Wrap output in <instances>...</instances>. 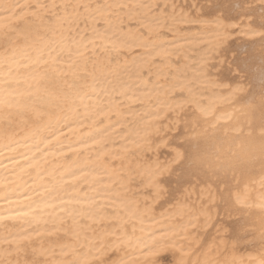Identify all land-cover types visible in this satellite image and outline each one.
I'll return each instance as SVG.
<instances>
[{
  "label": "snow or ice",
  "instance_id": "1",
  "mask_svg": "<svg viewBox=\"0 0 264 264\" xmlns=\"http://www.w3.org/2000/svg\"><path fill=\"white\" fill-rule=\"evenodd\" d=\"M245 3L0 0V264H89L96 248L111 254L92 264H126L129 247L139 251L143 264H190L182 241L201 216L210 219L205 204H181L186 223L162 228L147 239L129 236L128 221L142 223L151 213L132 191L136 177H145L158 195L173 197L181 193L185 177H203L200 199L206 192L209 200L234 207L245 204L247 193L233 198L227 176L200 169L191 137L183 131L167 142L170 159L157 158L139 171L126 168L123 159L130 146L151 149L160 131L154 121L161 97L184 88L187 77L179 61L189 36L210 29L218 43L229 27L235 31L243 26L241 17L255 16V9L243 11ZM259 7L264 9V0ZM251 25L264 30V11ZM133 49L136 55L121 59ZM173 56L175 74L170 83H161L160 73L153 71L159 68L156 61ZM201 63L207 65V58ZM116 160L122 161L120 166ZM68 220L65 235L73 241L61 239L54 246L41 241L37 246L33 237L43 234L41 225L63 228ZM106 221L116 222L108 230L111 239L92 243L93 225ZM247 243L256 255L224 264H264V232ZM57 249L64 259L52 258Z\"/></svg>",
  "mask_w": 264,
  "mask_h": 264
},
{
  "label": "bare ground",
  "instance_id": "2",
  "mask_svg": "<svg viewBox=\"0 0 264 264\" xmlns=\"http://www.w3.org/2000/svg\"><path fill=\"white\" fill-rule=\"evenodd\" d=\"M257 1L261 3V0ZM19 2L24 3L26 0ZM29 2L48 3L50 0ZM87 2L95 4L103 3L105 0ZM160 2L163 3V0ZM245 7L249 8L248 5ZM231 14L235 17L236 11H232ZM241 19H244L243 26L235 30L242 35L241 37L264 40V30L252 26L245 18ZM191 31L196 32L197 29L192 28ZM90 32L91 28L89 34ZM204 32V35L189 36L191 42L186 43L180 52L179 62L184 67L187 79L182 90L177 89L161 97L162 103L156 109L159 111V118L154 121L160 131L153 136L151 149L145 152L130 146L123 163L126 168L139 171L154 163L157 158L161 162L170 159L168 154L172 152V147H169L167 142L177 138L178 133L183 131L191 137L190 144L194 150L196 165L209 174L227 176L233 190V198L236 193L246 192V202L240 207L224 205L223 201L217 204L214 200L208 199L206 192L200 199L201 191L205 187L201 183L203 177H185L186 182L181 190L183 194L177 193L173 197L168 192L158 195L157 190L151 187L145 177L137 176L132 191L141 206L147 205L151 208V213L142 223L129 220L125 228L129 236L147 239L149 234H158V230L162 228L187 222L186 209L182 210L181 204L195 203L198 207L204 203L210 219L201 216L196 222V227L189 228L188 240L182 241L189 249L186 259L190 264L206 259L224 264L225 261L247 260L250 255H256L255 249L247 241L253 238L259 240L261 233L264 232V68L259 65L250 68L252 73L248 74L246 83L228 82L226 78L216 74L208 76L210 59L214 54L223 56L234 31L229 27L222 33V39L218 43L216 37L210 34V29H205ZM168 39H172L170 34ZM136 54V50L133 49L123 54L121 59ZM205 57L208 60L207 65L201 63ZM176 59L177 57L173 56L171 61H156L159 68H154L153 71L160 73L161 83L171 82L170 78L175 74ZM199 69L203 71H198ZM121 162L114 161L117 166H120ZM167 175L165 173V176ZM172 180L175 182V178ZM162 187L167 188L168 185ZM185 189L187 191H184ZM108 211L111 212V209ZM115 223L106 221L93 225L96 231L92 243L101 245L107 243L111 239L108 230H111ZM70 224L71 221L68 220L63 228L57 224L56 229H53L51 224L41 225L43 234L40 237L34 236L33 239L37 241V246L41 241L46 246H54L61 239L65 243L73 241L74 237L70 234L65 235ZM49 229H52L51 234ZM88 235L92 236L93 233L89 232ZM83 250L88 252V248ZM126 251V264H143V258L138 250L129 247ZM110 254L100 253L98 248L93 249L89 256V264L94 260L106 259ZM52 258L64 259L59 256L58 249L57 255Z\"/></svg>",
  "mask_w": 264,
  "mask_h": 264
},
{
  "label": "rangeland",
  "instance_id": "3",
  "mask_svg": "<svg viewBox=\"0 0 264 264\" xmlns=\"http://www.w3.org/2000/svg\"><path fill=\"white\" fill-rule=\"evenodd\" d=\"M175 2L178 5H184L185 3L186 4L192 3L193 0H187V2H186V0H175ZM201 2H207V0H201ZM246 2L247 3H245V6L248 5L249 8L246 9V7H245L243 9V11H250L251 9H255L257 15L255 14V16H253L254 18L253 17H247V18L242 17V18H245L250 23H251L252 19H256V20H258L257 22H259V16L258 15L261 11H264V9H261L259 7L260 2L257 0H254V1L253 0H251V1L246 0ZM235 36H237V37H235ZM241 36L242 35L240 33H238L237 31H234L233 35L231 36L232 38H230V42H229L227 48L223 52V56H219L218 54L213 55V58L210 59V61H209V70L211 71V74H216L217 76L219 75V77L226 78V80L228 82H235V81L240 82L241 81L240 83H246L248 81V74L252 73L250 71V68L252 69V67L255 65H259V66L264 68V61L262 58V53L264 51V40H261L260 38L247 39V38H244ZM238 42H239V44H238ZM255 42H257V43H255ZM242 44H243V46H242ZM252 46H254V47H252ZM258 48H259V50H258ZM243 49H245V50H243ZM261 60H262V62H261ZM233 63H234V65H233ZM212 65H214L215 67H212ZM237 65H239V67H237ZM216 72H218V73H216ZM172 179H174V177ZM172 184L173 185L175 184V182L173 180H172Z\"/></svg>",
  "mask_w": 264,
  "mask_h": 264
}]
</instances>
